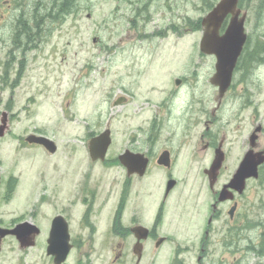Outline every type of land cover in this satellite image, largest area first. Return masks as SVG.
<instances>
[{
  "label": "rangeland",
  "instance_id": "374dc122",
  "mask_svg": "<svg viewBox=\"0 0 264 264\" xmlns=\"http://www.w3.org/2000/svg\"><path fill=\"white\" fill-rule=\"evenodd\" d=\"M217 1L77 0L72 11L63 17L57 12L52 18L46 16L47 10L50 14L54 11L52 0H0V118L3 112L8 117V129L0 137V171L19 174L23 185V194L0 205L4 219L23 215L36 225L47 226L54 208L47 205L44 212L40 207L42 185H59L65 191L88 169V141L93 135L108 127L111 143L106 155H118L134 139H146L142 131L150 129L153 113L163 109L167 118L157 146L168 145L178 155L172 170L178 187L170 200H196L205 205L210 198L202 170L208 168L213 148L204 149L199 134L215 104L216 90L209 81L215 58L200 52L203 29L195 22L210 10L208 3ZM239 6L246 12L245 31L254 39H264V0H239ZM182 76L186 83L167 113L159 103L175 87L174 79ZM250 86L246 85L245 91L235 86L233 91L240 89L244 96L228 98L211 125L216 132L213 140L217 143L224 136L223 149L229 151L221 182L242 159L240 153L251 129L257 123L264 128V77ZM119 95L126 100L115 104ZM187 100L195 101L193 109L182 116ZM200 102L207 116L200 113ZM30 133L51 138L56 151L49 153L40 145L25 142ZM142 143L135 145L146 147L147 143ZM259 145L264 146V129ZM261 170L257 178L248 180L241 197L242 214L228 230L237 235L234 244H211L216 250L206 261L216 264L222 254L223 264H264V163ZM90 171L93 181L101 179L103 191L112 182L117 187L126 175L125 169L111 160L91 165ZM152 180L153 185L146 186ZM165 180L163 170L153 168L142 180L133 181L130 199H147L150 189L152 197L158 194L159 198ZM205 218L186 221L192 231L187 232L190 238L181 241L196 244L193 236L202 234L199 227L206 225ZM214 225L219 232L210 235L212 240H225L228 225L222 220ZM101 236L85 246L95 249H84L93 253L81 256L77 248L66 264H117L110 262ZM41 237L37 235L35 244L26 248L7 238L2 243L0 264H50ZM133 262L129 252L127 264ZM165 263V258L159 262Z\"/></svg>",
  "mask_w": 264,
  "mask_h": 264
},
{
  "label": "flooded vegetation",
  "instance_id": "af4514ba",
  "mask_svg": "<svg viewBox=\"0 0 264 264\" xmlns=\"http://www.w3.org/2000/svg\"><path fill=\"white\" fill-rule=\"evenodd\" d=\"M76 1L77 0H71L70 11L76 6ZM237 6L240 8L239 0ZM56 12L59 13L60 10L55 8L54 13ZM246 34L247 37L233 69L229 87L220 95L219 87L210 82L216 90V95L214 96L215 104L209 111L210 118H208V116L204 119L203 131H201L199 136L200 140L205 142L203 145L204 149L213 148V158L216 149L221 151L223 162L212 184L209 183V176L205 173L207 168L205 167L202 170L208 182L206 192L210 198L204 202L205 205H199V202L196 200H170L173 192H177L176 188L178 187L177 179L172 176V170L176 164L178 155L173 154L168 145H163L160 149L158 147V138L162 134L164 128L163 120L166 116L164 117V109L161 112L157 110L153 113L151 118L149 125L150 129L142 131L148 141L146 142V139H143L139 142L140 139H134L133 142H129L120 153L122 154L129 151L131 153L142 154L135 155L138 158L137 165L140 163L142 164V162L145 164V169L142 174L138 172L128 174L126 168L119 161L120 154L112 155L111 157L105 155L103 160H93L91 156L88 155V169L82 172L80 178L75 180L73 184H70L65 191L62 192L59 185L49 186L46 182L42 185L39 195V205L44 212L45 206L47 205L53 207L54 211L50 214L47 226L37 225L39 229L37 235H40V237L42 236L45 253L49 258L50 264L51 262L52 264H56L54 255L48 253V239L55 218L57 219L59 228L65 226L68 234V244L70 246L64 260L60 264H66L72 251L77 248L81 256L82 253L83 255L93 253L94 251L92 250L95 249L85 246H89L87 242L94 241L96 237H100L101 233V238H103L102 241L110 253V262L117 264H127L129 252L134 256V262L132 264H159L161 259L164 258L166 261L165 264H214V261H206L207 257L212 255L216 250L210 245L216 243L217 245L223 244L231 246L232 243L234 244L235 236L237 235L233 234L234 231L228 232V230L237 224V218L242 214L241 197L248 180L251 178L246 179L245 188L241 193L228 187V195L232 197L226 199L219 198L220 191L223 186L230 181L239 162L231 175L221 182L220 178L225 169L224 163L229 151L223 149L224 136L220 137L217 143L216 140H213L216 136V132L213 131L211 125L217 122V112L221 110L228 98L233 96L234 99H242L244 96V93H240V89L237 93L233 91L235 86H240L244 88V90L241 89V91H245L247 90L246 85H251L250 87H253L255 79L257 81L264 77V39H254L249 33L246 32ZM176 80L178 81L176 82ZM185 83L186 80L183 76L175 78V87L169 89V95L163 97L159 103V107L166 108V112L170 113L174 101L178 99L179 89ZM243 85L245 86L243 87ZM169 97L172 100H169ZM119 98L123 103L126 100V97L123 95H119L117 99ZM193 102L195 101L192 100L191 103L190 100H187L185 109L181 112L182 116L188 114L189 109H193ZM199 110L200 113L207 116V109L203 105V102ZM263 129L260 123H257L256 126L251 129L248 135V142H246V146L242 149L240 155L244 156L249 150H252L254 153L264 150V146L260 147L259 145V137L263 133ZM252 135H255V138L250 140ZM142 142L147 143L145 145L146 147L143 148V146L135 145H142ZM162 156L165 158L164 161L166 164L158 162L159 158ZM108 160L114 163L115 161L118 162L125 169L126 175L122 178L120 184H117V187L112 182L109 187L103 191L100 183L101 179L98 178L93 181L90 166L96 163L107 164ZM262 166L263 164L258 168V176L260 175ZM155 167L163 170L164 175H166L162 194L159 198H157L158 194L152 197L153 191L150 189L149 198L138 199L136 201L131 200L130 195L132 193L131 187L133 181L142 180ZM41 178L45 181L43 174ZM169 180H173L174 183L167 189ZM152 185L153 180L151 184L146 186L150 187ZM22 186V179L19 174H14L13 172L3 174L0 171V205L9 204L13 201L15 196L23 194ZM154 191L157 192V190ZM180 192H182V190L178 191V193ZM136 195H138V192ZM181 195L182 193H180L178 197H181ZM246 213L247 212H245V214ZM4 215V213L0 214V228L3 229H12L21 222L30 221L23 215H13L8 219H4ZM198 216H202V218L206 217V225L204 224L203 227H199L202 232L201 235L193 236L197 239V243L189 246L181 240L190 238L187 232L192 231L189 230L190 225ZM43 219H45L44 215ZM188 220H192L191 223L186 222ZM219 220L224 221V223L228 225L224 232L226 239L224 240L219 237L216 240H212L210 235L216 230L219 232V229L214 225L218 223ZM62 232L63 230H61V233ZM7 238H14L16 240L15 236L12 234H6L0 238V251L2 243ZM101 245L103 247L105 246L103 244ZM86 248L92 250L85 251L84 249ZM224 262L225 257L219 254L216 264H223Z\"/></svg>",
  "mask_w": 264,
  "mask_h": 264
},
{
  "label": "water",
  "instance_id": "95a60500",
  "mask_svg": "<svg viewBox=\"0 0 264 264\" xmlns=\"http://www.w3.org/2000/svg\"><path fill=\"white\" fill-rule=\"evenodd\" d=\"M237 4L238 0H218L200 20L203 32L199 41V50L204 54L215 57L214 73L210 77V82L219 87L220 95L225 92L231 83L233 69L247 37L244 25L246 13L241 12ZM120 102L121 99L119 98L114 103ZM7 129L8 117L7 113L3 112L0 118V137L5 135ZM253 138H255V135H252L250 140H253ZM24 139L29 144H37L44 147L49 153H54L57 149L56 143L45 135L30 133ZM110 143L111 135L108 127L92 136L88 141V152L91 158L93 160H103ZM135 155L142 154L127 151L119 156V161L126 168L128 174L133 172L142 174L145 169L144 162L137 165L138 158ZM164 160L165 158L162 156L158 162L166 164ZM222 162L223 155L219 149H216L212 163L205 170V173L209 176L210 184L215 181L217 171L221 167ZM263 163L264 150L256 153L252 150L247 151L239 162L230 181L220 191L219 198L226 199L232 197L228 195V187L241 193L245 188L246 179L257 178L259 174L258 168ZM173 183V180H169L167 189ZM61 230H63L62 233ZM38 232L39 229L36 224L24 221L12 229L0 228V238L6 234H12L15 236L20 247L26 248L35 244ZM48 243V253L54 255L56 264H60L64 260L70 246L68 244L67 230L65 226L62 228L58 227L56 218L52 223Z\"/></svg>",
  "mask_w": 264,
  "mask_h": 264
},
{
  "label": "trees",
  "instance_id": "16d2710c",
  "mask_svg": "<svg viewBox=\"0 0 264 264\" xmlns=\"http://www.w3.org/2000/svg\"><path fill=\"white\" fill-rule=\"evenodd\" d=\"M59 1V2H58ZM70 4H71V0H52V2H51V5H52V7L55 9H58V10H60V15L63 17V14L65 13V12H68V10L70 9ZM212 6H213V4L212 3H208L207 4V8L208 9H211L212 8ZM47 9L49 8V7H46ZM53 9V10H54ZM57 13V12H56ZM56 13H54V11L52 12V14H50L49 12H48V10L46 11V16H49V17H52V18H55L54 17V14H56ZM18 20L21 22V16L18 18ZM195 24H196V26L197 27H199L200 25H201V23H200V20L198 19L196 22H195ZM21 25H23V22L21 23ZM19 29H21V26L20 27H18ZM23 31H24V33H29V31H28V29H23ZM19 33H17L16 35H18ZM31 41H32V39H31ZM25 42V41H24ZM260 174H262V170H260Z\"/></svg>",
  "mask_w": 264,
  "mask_h": 264
}]
</instances>
